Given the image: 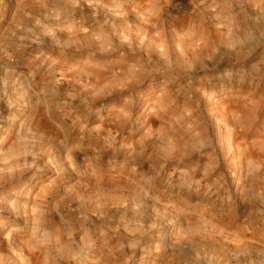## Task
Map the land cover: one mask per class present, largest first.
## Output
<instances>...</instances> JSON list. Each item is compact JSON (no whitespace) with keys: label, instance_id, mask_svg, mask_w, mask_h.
Instances as JSON below:
<instances>
[{"label":"rangeland","instance_id":"obj_1","mask_svg":"<svg viewBox=\"0 0 264 264\" xmlns=\"http://www.w3.org/2000/svg\"><path fill=\"white\" fill-rule=\"evenodd\" d=\"M0 264H264V0H0Z\"/></svg>","mask_w":264,"mask_h":264}]
</instances>
